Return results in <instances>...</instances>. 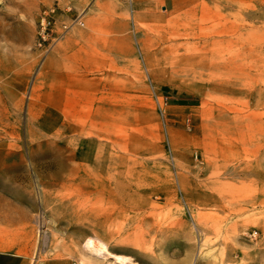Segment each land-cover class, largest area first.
I'll list each match as a JSON object with an SVG mask.
<instances>
[{"label": "rangeland", "instance_id": "374dc122", "mask_svg": "<svg viewBox=\"0 0 264 264\" xmlns=\"http://www.w3.org/2000/svg\"><path fill=\"white\" fill-rule=\"evenodd\" d=\"M53 6L55 36L115 24L125 51L64 117L37 83ZM0 172L28 264H264V0H0Z\"/></svg>", "mask_w": 264, "mask_h": 264}, {"label": "crops", "instance_id": "0c3cea01", "mask_svg": "<svg viewBox=\"0 0 264 264\" xmlns=\"http://www.w3.org/2000/svg\"><path fill=\"white\" fill-rule=\"evenodd\" d=\"M86 16L89 13L84 17ZM85 25L86 22L82 27L73 26L71 32L61 33L60 42L41 61L38 70L37 83L47 87L45 97H51L47 101L58 104L54 106L58 117L65 116L61 115L62 103L75 102L79 107L88 102L97 104L101 97L103 74L109 69L119 70L125 67V51L120 45L122 36L117 33L116 25H101V29L106 30L103 33ZM130 52L131 48H128V53ZM41 74L46 78L39 79ZM23 80L24 82L13 85L11 90L17 96L28 85L27 77ZM35 224L36 212L0 187V255L18 258V264H28L27 256L36 236Z\"/></svg>", "mask_w": 264, "mask_h": 264}, {"label": "built area", "instance_id": "2783aa9c", "mask_svg": "<svg viewBox=\"0 0 264 264\" xmlns=\"http://www.w3.org/2000/svg\"><path fill=\"white\" fill-rule=\"evenodd\" d=\"M127 3H132V0H122ZM57 9L58 7L53 6L51 8L45 9L41 17L39 19V28H38V40L39 45L42 46V44L59 39L62 34L69 31L73 26L80 25L84 26V22L76 18L71 23H63V32L60 36H55V28H56V22H57Z\"/></svg>", "mask_w": 264, "mask_h": 264}, {"label": "bare ground", "instance_id": "6f19581e", "mask_svg": "<svg viewBox=\"0 0 264 264\" xmlns=\"http://www.w3.org/2000/svg\"><path fill=\"white\" fill-rule=\"evenodd\" d=\"M126 259H127V258H126ZM126 259H125V260H126ZM126 263H127V264H133V263H132V262H130V261H129V262H126Z\"/></svg>", "mask_w": 264, "mask_h": 264}]
</instances>
